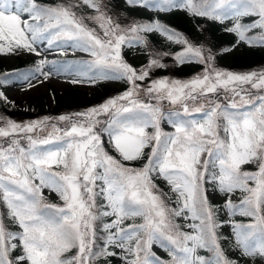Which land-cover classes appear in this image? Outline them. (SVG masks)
<instances>
[{
	"label": "snow or ice",
	"instance_id": "snow-or-ice-1",
	"mask_svg": "<svg viewBox=\"0 0 264 264\" xmlns=\"http://www.w3.org/2000/svg\"><path fill=\"white\" fill-rule=\"evenodd\" d=\"M124 3L230 21L224 32L235 39L198 44L158 17L122 24L106 0H0V55L90 57L62 67L45 55L0 73V88L17 80L34 88L54 72L73 84L125 85L81 111L0 116V264H264V70L216 63L241 45L264 48V0ZM153 32L180 50H153ZM125 48H143L147 63H128ZM165 56L201 70L152 78L168 67ZM0 102L12 104L3 90Z\"/></svg>",
	"mask_w": 264,
	"mask_h": 264
},
{
	"label": "rangeland",
	"instance_id": "rangeland-1",
	"mask_svg": "<svg viewBox=\"0 0 264 264\" xmlns=\"http://www.w3.org/2000/svg\"><path fill=\"white\" fill-rule=\"evenodd\" d=\"M135 19L143 21L146 18H138V16L136 15ZM249 19L250 18L245 17L243 19V22L247 23ZM120 22L124 24L127 23V20L120 18ZM229 23L230 21H225V26ZM243 46L244 45H241L238 51L233 52L234 55L232 56L243 55V50H244ZM132 49H133L132 57L127 56V53L125 52L126 48L123 51L124 58L128 63H130L135 67H139L142 64L147 63L148 56L144 54L143 48H132ZM45 55L50 61L53 60L58 61L63 57L70 58V59H63L65 61H62L60 63L62 67H67V66L76 67V65L73 62L90 59V57L87 54L82 52L73 53L71 50H69L65 55H61L56 51H50V52H42L41 57H37L33 54L0 55V66L3 67V69L6 70L7 72H11L13 69H16L18 67L20 59L25 60L28 58H32L34 61H38ZM162 63L166 64L168 67L166 69H160V68L153 69L150 74L152 78L168 77L171 79L186 80L201 70L200 66L197 67L196 64L192 68L190 74L176 75L171 70H167L168 68H170L171 64L169 62L168 63L166 62V57L162 59ZM216 63L217 66H219L220 68L234 72L243 73L249 71L264 70V63L252 67L251 69L231 68L230 65H234V63L223 59L219 55L217 56ZM71 78H72L71 76L66 75L63 72H61L60 74H56L54 72V74L51 75L47 80H43V77H41L40 79L43 80L42 83L34 80L33 83L36 84L34 88L25 89L23 82L18 80L15 81V83L13 84L5 85L3 91L5 92L6 95L9 96V99L12 101V104L10 105L4 104L5 106L11 107L9 109V113L13 115L14 112L21 111L26 115V117L23 118L22 120H17L16 117L13 118L11 114H8L2 108H0V116L5 118H10L17 122L33 120L45 115H51L52 114L51 112H54L57 109V107L58 109H64L66 107L69 108V107H73L74 106L73 104H77V103L83 104L84 108L96 105L94 101L97 100V98H101L105 91H108V94L105 97L101 98V101L99 102L102 103L103 100L106 99L107 97L115 95L123 91L125 88L124 83L121 81H99L95 84L89 82L73 84L70 82ZM147 82L148 81H145L144 83ZM84 108H78V109L74 108V109L61 111L62 112L61 114L81 111ZM0 123H2V121H0ZM164 128L165 130L171 131V128L169 126L167 127L165 126ZM45 191L47 194V190ZM52 198L55 199L54 195ZM227 230L229 229L227 228ZM154 250H156L158 255H160L161 257L163 258L166 257V253H164L163 251L159 249H154ZM244 264H253V262L244 260ZM255 264H261V261L257 260L255 261Z\"/></svg>",
	"mask_w": 264,
	"mask_h": 264
},
{
	"label": "trees",
	"instance_id": "trees-1",
	"mask_svg": "<svg viewBox=\"0 0 264 264\" xmlns=\"http://www.w3.org/2000/svg\"><path fill=\"white\" fill-rule=\"evenodd\" d=\"M43 4H56L60 2V0H40ZM107 3L110 4L109 7L112 8L113 13H118L119 18L126 19L127 23L129 22V19L136 18V15L138 18H146L143 21L147 22L155 17H158L162 22L172 26L173 28L179 30L180 32L184 33L188 37L195 40L197 43H200L205 37L210 38L213 41V44L215 47L219 48L221 45L223 46H230V43L235 39V37L232 34L224 32L225 24H220L218 22L206 20L203 18H191L188 15H186L183 12H172V13H164V12H157L154 10L144 9V8H130L125 3L124 0H106ZM195 24H202L206 28V31L203 33H197L196 29L194 28ZM148 39L150 41L151 48L153 50H158L161 52H176L180 50V46L174 43H171L167 41L163 36L153 32L148 34ZM243 55L241 56H232L233 53H220L219 56H221L223 59L228 60L229 62H233L234 65H230L231 68H242V69H251L252 67L258 66L259 64L264 63V48H250L246 45L243 46ZM127 56L132 57L133 49L132 48H126ZM166 62L170 63L171 66L167 70H171L176 75H187L190 74L192 71V68L196 64L192 63H185L183 65H176L174 63L172 56H165ZM63 59H70L67 57H63L62 59H59L58 61L61 63L62 61H65ZM37 61H34L32 58H28L25 60H19L18 67L16 69L21 70H28L30 68H33ZM135 62V61H134ZM137 62V61H136ZM232 63V64H233ZM199 65H197L198 67ZM7 71L3 69V67L0 66V73H6ZM74 74V73H73ZM67 75V74H66ZM70 76V75H69ZM4 86L0 88V90H3ZM108 94V91H105L103 93V97H105ZM101 98H97V100L94 101V103H99L101 101ZM73 107L64 108V109H57L54 112H51V115H59L65 110L69 109H78V108H84L83 104H73ZM0 108L4 109L5 112L9 113L10 106H5L3 102H0ZM60 110V111H59ZM12 115V114H11ZM13 118L16 117L17 120H22L26 117L24 113L21 111H16L12 115ZM167 127L168 125L165 124L163 127ZM225 236L230 235V230H227L225 227L222 229ZM206 254V253H202ZM230 255H234L233 253H230ZM164 258H167L164 257ZM241 264H244V260H241Z\"/></svg>",
	"mask_w": 264,
	"mask_h": 264
},
{
	"label": "bare ground",
	"instance_id": "bare-ground-1",
	"mask_svg": "<svg viewBox=\"0 0 264 264\" xmlns=\"http://www.w3.org/2000/svg\"><path fill=\"white\" fill-rule=\"evenodd\" d=\"M14 92V91H13Z\"/></svg>",
	"mask_w": 264,
	"mask_h": 264
}]
</instances>
